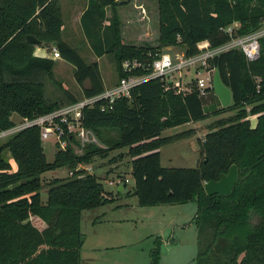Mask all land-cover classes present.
Instances as JSON below:
<instances>
[{
	"label": "trees",
	"instance_id": "obj_1",
	"mask_svg": "<svg viewBox=\"0 0 264 264\" xmlns=\"http://www.w3.org/2000/svg\"><path fill=\"white\" fill-rule=\"evenodd\" d=\"M128 1L88 0L80 18L89 27L107 20L118 78L124 74L119 68L124 58L149 61L171 45H180L184 55H192L199 51L198 42L221 44L257 29L264 19V0H157V44L126 43L117 7ZM62 23L59 0H0V130L15 125L14 112L32 118L78 99L54 77L53 59L34 54L37 44L26 39L28 33L42 41L38 45L54 44L74 65L83 96L104 89L98 62L84 60L62 38ZM228 25L231 31L226 30ZM259 43V55L252 60L238 46L208 57L209 67L218 69L232 93L228 105L213 111L204 112L205 95L196 89L175 93L164 89L157 77L133 86L131 96L116 98L111 108L101 109L103 101L83 108L85 127L97 134L115 128L117 136L108 146L128 147L137 203L195 201L199 237L204 233L228 244L230 264H264V34ZM45 77L57 84L66 101L46 97ZM208 90L214 92L213 87ZM228 108L236 111L208 123L203 138H198L195 166L161 164L159 147L171 139L160 136L163 128ZM251 113L257 115L255 125L250 123ZM72 138L67 136L68 141ZM67 144L56 147L53 160H47L35 124L17 129L0 143V264H81L82 211L111 201L113 194L99 175L75 166L109 147L88 144L82 153H75ZM232 163L237 164L238 176L231 192L207 194L204 181L219 178ZM57 167L72 169V174L42 176ZM43 187L45 199L40 193ZM162 242L160 235L154 237L147 264H159Z\"/></svg>",
	"mask_w": 264,
	"mask_h": 264
},
{
	"label": "rangeland",
	"instance_id": "obj_2",
	"mask_svg": "<svg viewBox=\"0 0 264 264\" xmlns=\"http://www.w3.org/2000/svg\"><path fill=\"white\" fill-rule=\"evenodd\" d=\"M59 3L63 5L64 17H66L67 13L70 14L75 11L74 8L77 5L83 6L85 0H59ZM132 3L137 4L134 11L139 9L143 14V11L146 10V15L143 14L142 18L138 20L145 26L146 34L144 37L146 39L138 40L135 39V36L132 38L133 40L125 39V41L135 42V44L156 45L158 37L157 0H133ZM127 8L123 5L120 10L132 15L131 8H128L129 11ZM107 12L110 14L109 8H107ZM106 22L101 20V24H94L89 27L86 22L80 19L78 24L76 22L74 24V27L77 28L66 29L64 34L84 60L90 62V60L98 58L95 61L102 69L105 83L110 86L117 81L118 73L111 50L110 31L105 27ZM66 23L72 24L71 22ZM99 50L102 52L101 54ZM162 50L164 49L162 48ZM165 50L183 52V47L173 45ZM61 61L59 62L61 66L53 71L54 77L68 91L80 98L82 93L73 74L74 65L67 60ZM192 68L191 66L189 68L183 67V74L205 78L204 69L201 68L200 72L197 73ZM44 81L47 98L67 100L61 94L57 84L47 77L44 78ZM204 102V104L214 102L216 108L222 107L213 91L204 96ZM234 111H236L235 108H228L218 114H210L204 119L190 120L163 128L160 136H171V139L159 147L161 164L163 166H195L199 159L198 138H203L208 130L206 125L217 118L226 117ZM248 116L251 125H255L257 115L251 113ZM12 117L16 120L15 123L22 121V118L15 112ZM85 128L84 138L74 137L69 140L70 142L67 141L75 153H82L88 144L109 148H106L107 152L104 154L94 155L89 162L78 163L75 169L99 175L104 187L113 194V199L95 208L82 211L81 230L85 236V247H87L86 249L90 248L92 253L87 254V256L83 255L81 264H147L149 262V249L153 246L154 237L160 233L163 234L168 243L166 247H162L159 264H230L232 251L228 244L224 246L219 239L206 237L204 233H200L202 236L199 237L197 222L195 221V201L139 205L137 197L131 191L132 180L129 174L131 157L127 152L128 147L110 148L108 146L109 141L117 136L116 129L104 128L102 134H97L91 128ZM6 137V135H0V143ZM42 145L47 160L52 161L56 150L54 137L49 136L42 139ZM3 154L6 157L9 156L7 150H4ZM9 159L12 167H14V160L10 156ZM70 171L73 170H68L67 167H57L43 172L42 176L45 179L50 176H65L70 174ZM128 178L129 180H127ZM120 183L124 185L122 191L117 188ZM40 193L41 197L45 199L47 196L46 188H41ZM101 212H104V216ZM96 238L101 243L125 244V246L121 248L107 247L106 253L100 252V250L93 251V248L96 247L94 246Z\"/></svg>",
	"mask_w": 264,
	"mask_h": 264
},
{
	"label": "built area",
	"instance_id": "obj_3",
	"mask_svg": "<svg viewBox=\"0 0 264 264\" xmlns=\"http://www.w3.org/2000/svg\"><path fill=\"white\" fill-rule=\"evenodd\" d=\"M227 31L232 30V25L226 27ZM264 34V19L260 26L246 34H241L230 38L229 40L218 44L210 45L208 41L199 44V51L192 55H184L183 52L161 50L153 54L149 61L138 58H124L120 61V70L124 73L112 86L96 94L82 96L75 101L66 102L62 105L39 114L32 118L23 117L22 121L15 123L14 126L0 130V135H8L19 128L38 125L40 128V138L49 136L54 137L55 146L65 148L68 141L67 136L75 138H84L86 128L83 125V108L93 106L97 101H103L101 109L111 108L113 102L118 97H130L133 86L151 79L159 78L162 81L163 88L172 90L175 93L184 94L196 89L199 94L206 95L212 87L214 69L209 67L207 59L220 51L238 46L245 53L247 59L252 60L258 57L260 51L259 37ZM201 42V41H200ZM53 56H60L56 47H53ZM148 54L151 55L149 52ZM199 73L201 68L205 70L206 76L195 77L183 74L182 68H189ZM146 69L144 72L133 73L134 70ZM148 68V69H147ZM72 174V171H70ZM118 181V180H117Z\"/></svg>",
	"mask_w": 264,
	"mask_h": 264
},
{
	"label": "crops",
	"instance_id": "obj_4",
	"mask_svg": "<svg viewBox=\"0 0 264 264\" xmlns=\"http://www.w3.org/2000/svg\"><path fill=\"white\" fill-rule=\"evenodd\" d=\"M87 2H88V0H85V3L83 4V6H80V5L78 6L77 5V7L74 8L75 11L72 12V13H70V14L67 13L66 17H64L63 5L60 3L62 20H63V23H62V26H61V36L71 46L73 44H72V42H70L65 37L64 31L66 29H69V28L71 30L77 28V27H74V24H75V22L78 24V22L80 21L81 14L85 10V8L87 6ZM132 2H133V0H131L129 2H126V3H122V4L118 5V7H117L118 14H119V18L121 20V36H122V41L123 42H126L125 39L133 40L132 38H134L135 36H136L135 39H138V40L139 39L143 40L144 38L146 39V37H144L145 34H146L145 26L143 25V23L138 22V20L140 18H142L141 16L143 14L146 15V10L143 11V14L141 13V10H139V9H137L138 11L137 10L134 11V8H137V4L132 3ZM123 5L127 6L128 8H131L132 15H130L128 13H125L124 10H120V7L123 6ZM128 11H129V9H128ZM106 15H109L107 11H106ZM66 22H71L72 24L71 25H68ZM234 25H236V23H234ZM133 32H134V34H132ZM206 42H207V40H202L201 42H199V44H204ZM126 43H135V42H126ZM156 43H157V41H156ZM138 44H140V43H138ZM172 46L173 45L166 46V47H163V49L165 50L166 48H169V47H172ZM53 47H55L54 44H51V46H42V45H38L37 44L34 47V54L39 55V56L50 57L51 59H53V61H54L53 71H55L56 70L55 68L61 66V63H59V62L61 60H62L61 62H65L66 59H64L62 57V55H60V56H53V52H52L53 51ZM179 52H181V51H179ZM95 60H98V58H96ZM90 61H94V60L92 59ZM55 65H56V67H55ZM99 69H100V72H101V75H102V69L100 68V65H99ZM73 74H74V70H73ZM102 79H103V76H102ZM103 83H104V87H109L108 84L105 83L104 79H103ZM84 84L85 85L88 84V80H85L84 81ZM113 84H110V86H112ZM81 93H82V91H81ZM82 96H83V94H82ZM76 97L79 98V96H76ZM11 117H12V115H11ZM12 119L14 121H16L13 117H12ZM127 180H129V178ZM117 186H118L117 188L120 191H122L123 188H124V185L121 184V183L118 184ZM131 191H132V189H131ZM102 215L104 216V212L102 213ZM103 216H101V217H103ZM157 235H160L162 237V239H163L162 247L163 246L166 247L168 241L165 239V237L163 236V234L160 233V234H157ZM94 242H95L94 246H96V247L93 248V251H99L100 250V252H103V253H106L107 252V247L108 248H113V247L121 248V247H124L125 246V244H106V243H101L100 240L97 241V238L95 239ZM96 242H98L99 246H98V244H96ZM86 248L87 247H85V238H84V242H83L82 247H81V259H82L83 255L87 256V254H91L92 253V251L90 250V248H88V249H86ZM102 248H104V249L102 250Z\"/></svg>",
	"mask_w": 264,
	"mask_h": 264
},
{
	"label": "water",
	"instance_id": "obj_5",
	"mask_svg": "<svg viewBox=\"0 0 264 264\" xmlns=\"http://www.w3.org/2000/svg\"><path fill=\"white\" fill-rule=\"evenodd\" d=\"M26 39L30 42L41 44L42 41L33 34H26ZM212 87L214 93L219 99L222 106L228 105L232 100V93L229 86H227L221 79L218 69H214ZM216 103L210 102L203 104L204 112L213 111L216 109ZM238 168L236 163H232L226 172H221L219 178L209 179L204 181L203 187L207 194L222 193L229 194L237 180Z\"/></svg>",
	"mask_w": 264,
	"mask_h": 264
}]
</instances>
